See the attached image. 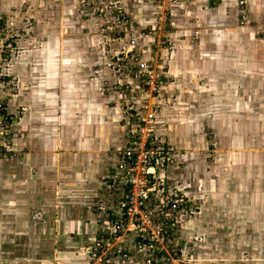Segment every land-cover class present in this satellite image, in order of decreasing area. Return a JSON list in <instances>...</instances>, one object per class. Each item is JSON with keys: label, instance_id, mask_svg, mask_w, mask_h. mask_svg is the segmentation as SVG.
Segmentation results:
<instances>
[{"label": "crops", "instance_id": "obj_1", "mask_svg": "<svg viewBox=\"0 0 264 264\" xmlns=\"http://www.w3.org/2000/svg\"><path fill=\"white\" fill-rule=\"evenodd\" d=\"M244 1L247 18L264 19V0ZM237 8L236 0H176L166 5L171 33L162 37L169 39L165 48L173 65L183 67L184 73L189 65L196 66L197 73L211 76V68L220 64L211 54L209 38L230 31L227 27L238 19ZM162 11L152 0H0V18L19 21L27 37L31 33L39 40L28 53L13 59L19 94L8 102L13 112L23 108V98L35 106L17 129L33 147L22 160H0V259L30 261L2 264H88L86 245H93L121 214L125 187L117 152L128 134L114 123L120 114L115 96L102 91L106 60L99 58L100 23L111 22L124 31L130 20L135 28L133 48L140 46L137 36L141 44L149 43L150 51L153 36L160 38L155 20ZM120 13L125 23L117 20ZM58 34L69 36L63 39L70 42L60 43L59 52L50 54L47 39L52 35L58 39ZM26 35L19 40L24 48ZM85 104L95 107L91 114L81 108ZM26 146L15 150L25 151ZM253 182L247 187L255 192ZM232 186L227 185L230 197L243 200L231 193ZM242 204L244 210L256 206ZM242 241L251 243L245 252L234 254L243 261L225 264H261L263 247L253 246L252 236ZM108 264L131 263L113 259Z\"/></svg>", "mask_w": 264, "mask_h": 264}, {"label": "rangeland", "instance_id": "obj_2", "mask_svg": "<svg viewBox=\"0 0 264 264\" xmlns=\"http://www.w3.org/2000/svg\"><path fill=\"white\" fill-rule=\"evenodd\" d=\"M239 1L236 0L238 19L227 27L230 31L221 32L218 37L212 34L209 38L213 45L211 54L220 64L211 68V76L197 73L196 66L190 65L184 73L183 67L173 65L170 51L157 44V37L151 39L148 51L149 43L141 44L142 39L135 36L140 46L133 48L135 28L130 20L124 31L116 29L111 22L100 23L103 49L99 51V58L106 60L102 91L115 96L113 103L119 107L120 114L114 123L117 128L127 129L128 134L120 146L130 141L134 131L151 130L153 144L172 149L173 162L165 168L164 174L166 186L180 190L191 202V213L183 217L176 237V243L180 242L182 247L179 257L186 264L242 262L243 258L234 254L245 252L251 244L242 241L244 236H252L253 246L260 244L264 249V19L247 18V13L244 15L246 4L240 6ZM4 20L11 23L4 39H11L3 42L7 46L4 53L0 51V95L5 97L0 101L12 118L14 149L27 145L17 157L22 160L33 145L23 138L25 133L17 134V129L28 120V110L35 106L23 98V108L11 111L8 102L19 94L18 76L14 75L18 67L13 72L11 64L13 59L36 47L39 40L31 38L30 32L27 37L20 30L19 21ZM140 32L143 34V30ZM23 35H26V48L19 42ZM65 37L69 38L61 34L58 39L56 35L48 37L53 49L50 54L58 53L61 44L70 42L65 41ZM163 40L168 47V37ZM48 56L43 55L42 59ZM136 59L139 63H157V72L165 76L164 84L150 99L135 77ZM148 102L154 113L147 119L151 123L146 125L141 120L147 117ZM83 107L88 108V114L95 108L92 104ZM253 180L255 192L247 187ZM229 184H234L231 193L240 194L243 200L230 197ZM252 202L255 207L240 208L241 203L244 206ZM108 228L103 235H110ZM132 239L133 234L125 236L123 246L127 248ZM87 245L86 248L92 244ZM174 250L179 251L176 247ZM258 259V263L264 264V253L263 258ZM11 261L30 260L0 259V264ZM56 264L63 263L57 261Z\"/></svg>", "mask_w": 264, "mask_h": 264}, {"label": "built area", "instance_id": "obj_3", "mask_svg": "<svg viewBox=\"0 0 264 264\" xmlns=\"http://www.w3.org/2000/svg\"><path fill=\"white\" fill-rule=\"evenodd\" d=\"M152 1L163 8L161 16L156 19L155 31L160 34L157 43L165 47L167 45L162 36L171 33L166 19V5L176 0ZM239 5H245V1L240 0ZM117 20L126 22L121 13L120 16L117 15ZM10 26V22L0 18V51L3 53L7 48L3 42L11 39H4L7 27ZM138 60L136 59L135 77L144 94L149 93L147 98L150 99L164 84L165 76L157 72V63H139ZM147 108V117L141 120L146 125L151 123L147 119H151L154 113L151 102H148ZM153 108L157 110L158 107ZM7 111L4 102L0 101V160L21 155L13 147V124ZM150 131L136 130L130 141L118 152V170L125 187L120 203L122 217L110 223L109 236L101 234L93 245L85 249L88 264H108L113 259L131 264H186L179 257L182 247L180 242L176 243V237L183 217L191 213V202L180 190L166 186L164 174L165 168L173 162L170 159L172 149L162 144H153ZM129 234H133V239L128 244L130 248H126L122 239ZM175 247L179 249L178 252H175Z\"/></svg>", "mask_w": 264, "mask_h": 264}]
</instances>
